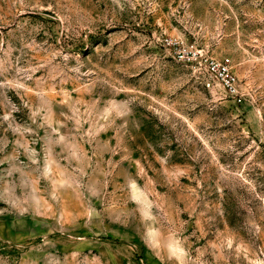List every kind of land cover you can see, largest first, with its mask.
<instances>
[{
    "label": "rangeland",
    "instance_id": "obj_1",
    "mask_svg": "<svg viewBox=\"0 0 264 264\" xmlns=\"http://www.w3.org/2000/svg\"><path fill=\"white\" fill-rule=\"evenodd\" d=\"M263 263L264 0H0V264Z\"/></svg>",
    "mask_w": 264,
    "mask_h": 264
},
{
    "label": "built area",
    "instance_id": "obj_2",
    "mask_svg": "<svg viewBox=\"0 0 264 264\" xmlns=\"http://www.w3.org/2000/svg\"><path fill=\"white\" fill-rule=\"evenodd\" d=\"M188 49L195 60H198L199 65L205 68L203 84L208 90L213 91L219 87L233 102L238 104L244 102L245 94L241 90L239 78L230 58L218 60L208 55L204 56L194 45Z\"/></svg>",
    "mask_w": 264,
    "mask_h": 264
}]
</instances>
